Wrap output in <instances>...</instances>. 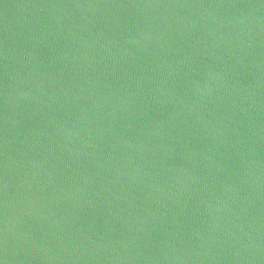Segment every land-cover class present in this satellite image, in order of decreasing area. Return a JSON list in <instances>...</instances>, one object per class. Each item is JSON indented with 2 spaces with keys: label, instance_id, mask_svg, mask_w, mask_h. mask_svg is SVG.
Segmentation results:
<instances>
[{
  "label": "water",
  "instance_id": "95a60500",
  "mask_svg": "<svg viewBox=\"0 0 264 264\" xmlns=\"http://www.w3.org/2000/svg\"><path fill=\"white\" fill-rule=\"evenodd\" d=\"M264 176V0H0V264H229Z\"/></svg>",
  "mask_w": 264,
  "mask_h": 264
}]
</instances>
